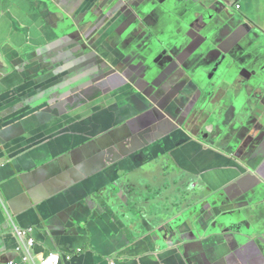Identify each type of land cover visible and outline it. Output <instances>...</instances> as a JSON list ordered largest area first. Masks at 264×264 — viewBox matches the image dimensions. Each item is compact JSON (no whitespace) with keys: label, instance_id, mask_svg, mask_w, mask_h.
I'll use <instances>...</instances> for the list:
<instances>
[{"label":"crops","instance_id":"1","mask_svg":"<svg viewBox=\"0 0 264 264\" xmlns=\"http://www.w3.org/2000/svg\"><path fill=\"white\" fill-rule=\"evenodd\" d=\"M162 1L0 0V264H20L14 224L31 230L33 257L54 252L61 264H264L253 229L264 219L263 89L221 148H206L184 115L178 125L190 78L172 61L195 69L190 57L208 36L234 46L246 70L214 102H230L231 115L246 105L244 80L264 70V0L208 12L203 0ZM127 2L141 29L132 43L120 29ZM87 24L94 61L74 41ZM127 49L144 62L128 61ZM192 188L219 191L215 206L244 215L230 226L220 211L207 217L201 238L187 222L176 250L175 224L172 235L163 228Z\"/></svg>","mask_w":264,"mask_h":264},{"label":"water","instance_id":"2","mask_svg":"<svg viewBox=\"0 0 264 264\" xmlns=\"http://www.w3.org/2000/svg\"><path fill=\"white\" fill-rule=\"evenodd\" d=\"M176 1H172V4H176L181 0ZM229 1H232V5L233 7H235L236 3H239L240 0ZM209 2L213 3L212 6H210L211 3ZM227 3L228 2H226V0H203L200 8L201 10L208 12L220 9L224 6L228 7ZM160 5L162 7H165L166 5H169V3H164L161 0ZM131 11L132 9L129 5V2H127L124 6V9L120 11V15H123V18L127 20L120 27V29H124L126 33H129L125 41L126 43H132V35L135 32V28L139 25L137 24V26H132L134 15L130 13ZM113 15V18L117 17L116 13H114ZM109 19L110 17L108 18V21ZM199 20L201 21V18ZM93 27L94 26H90V24H87V26L85 27L83 25L81 29H78V33L80 36L78 38H74L76 46H79L77 52L84 53L91 59V61L97 60V57L92 51V46L95 45V41L98 39L96 37L97 30L95 32H92ZM138 29L141 30L139 27ZM103 34L104 33L101 31L100 33H98V36L101 35L102 37ZM144 34L145 33H143V35ZM205 38V43H203V46L200 48V50L194 51L192 53V56L190 57V60L193 62V68L195 69H190L187 64L181 63V60H179V58L176 59L172 54V61H174L176 65L179 64L181 68L187 74H189L190 78L187 87L183 91L181 90V94L186 97V104L180 106V108H183V111L178 116L177 122L179 126H182L183 124L181 123V118L184 115V124L186 123V127L197 129L199 131V133H195L193 130H189L188 128H186L190 137L200 138L201 144L206 148L220 149L222 145L221 139L223 135L226 132H228V134L230 135V132L234 128L238 127L241 123L244 122V116L246 115V111H248V105L252 104L251 95L252 93L254 94L253 91H255V89H263L262 94L264 100V70L256 72L244 80L246 82V84L244 85L245 91H247L248 89L250 91L247 96L245 94L246 105H242L240 109L234 106L235 109H233L232 114L230 115L229 113L225 112V109H227L230 102L223 101L214 103L215 97L220 87L228 86L227 89H231L229 81H232L234 77L239 74L243 75L246 67L245 64L240 63L236 59L235 53L232 50L234 46H215V39H212L210 36ZM133 51L134 49H127L128 61L129 58H134L138 63L144 62V60L139 57L141 50L138 52V55L135 56H132V54L134 53ZM201 55H203V60L199 61ZM210 58L215 59V61L211 62ZM135 63L132 62L131 66H135ZM203 64L206 65V67L199 68ZM238 65H242L244 67V70H241ZM221 83L223 85H220ZM239 97H241V95H239L237 99ZM229 101H231V98H229ZM263 102L264 101H262L260 105L264 106ZM177 109L178 107L173 105L171 109L167 110L168 115L170 114L169 118H171V116H174ZM203 115H206L207 118L205 120H202L201 123H198L199 118ZM255 145L256 143H252L249 145L251 153L253 152V149L256 148ZM257 151H259V148L257 149ZM247 163L248 167L245 168V173L249 171V168L253 169L252 164H250L249 162ZM195 189L197 190V188H192L188 195H186L185 197L181 196L180 203L177 202V204L179 205L177 207V210L175 211V222H173L172 219L168 220L166 222V226L163 228L172 235L173 231L171 225H173L174 228L175 224L176 236L179 237V241L175 245L176 250H178L177 247L182 242H184V235L181 234L180 227L186 225L187 222H190L191 225H195V223L197 222L202 226V228L197 229L198 233L194 232L197 238H201L204 235L208 237L210 236L208 232L210 228L203 227L202 225V221L207 217H215L220 211L222 220H220L218 223L222 221L221 225L230 226L240 223L244 215V212L241 209L225 211L222 205L215 206L216 199H218L221 194L219 191H211L208 194H204L200 191V189H198V191H196ZM181 220H184L183 223L177 224ZM253 229L256 233L254 234L255 239L256 241H259V244L263 247L264 251V219L256 220V222L253 224ZM210 233L212 232L210 231Z\"/></svg>","mask_w":264,"mask_h":264},{"label":"built area","instance_id":"3","mask_svg":"<svg viewBox=\"0 0 264 264\" xmlns=\"http://www.w3.org/2000/svg\"><path fill=\"white\" fill-rule=\"evenodd\" d=\"M30 229H23L13 225V233L16 241L15 252H21L20 264H61L60 255L58 253H49L39 259L32 256V248L34 246V240L30 236ZM82 249L78 250L81 253ZM70 259V257H68ZM9 264H19L15 260Z\"/></svg>","mask_w":264,"mask_h":264},{"label":"rangeland","instance_id":"4","mask_svg":"<svg viewBox=\"0 0 264 264\" xmlns=\"http://www.w3.org/2000/svg\"><path fill=\"white\" fill-rule=\"evenodd\" d=\"M226 2H228L227 4H228V7H229V9H231V8H235V9H237L238 7H233V5H232V1H229V0H226ZM237 5V4H236ZM236 12V11H235ZM213 150H217V149H213Z\"/></svg>","mask_w":264,"mask_h":264}]
</instances>
